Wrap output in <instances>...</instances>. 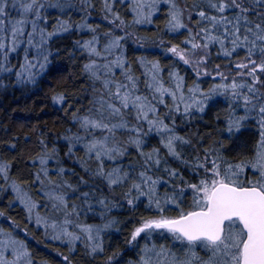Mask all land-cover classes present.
I'll return each mask as SVG.
<instances>
[{
	"label": "snow or ice",
	"instance_id": "6c2138e0",
	"mask_svg": "<svg viewBox=\"0 0 264 264\" xmlns=\"http://www.w3.org/2000/svg\"><path fill=\"white\" fill-rule=\"evenodd\" d=\"M82 2L90 5V0ZM131 2L135 24L152 23L151 17L158 10V4L166 3L170 5L169 30L176 32L188 29V25L183 22V10L178 7L176 0ZM112 3H115V0H104L105 10L112 13L114 19L111 23L115 24L120 20V16L112 12ZM205 3L216 14L210 15L203 10L197 13V23L201 26L196 36L201 37L204 42H196V36H193L185 41V44L191 45L190 51L179 46H171L168 51L184 64L196 69L199 76L200 69L207 64L211 55V46H218L220 51L217 54L229 58L233 53L239 54L238 50H243L244 59L235 63L234 67L247 69V72H240L239 75L250 77V81L238 83L233 79L230 84L217 85L208 93L198 88H190L187 89L189 93L198 92L202 99L196 96L186 98L183 77L179 73H171L175 78V85L166 88L158 78L159 64L151 62V83L145 85L150 91L145 95L139 92L137 82L130 73H125L126 82L117 81L114 79L115 73L111 64H104L101 70L95 60H90L84 65V70L93 80L100 81V88L95 89L96 95L93 97L92 107L88 109L89 115L74 117L79 123L78 133L74 137H66L75 144L82 145L88 159L95 160L96 169H84L90 176L103 179L109 188L127 185L130 190L124 195L129 205L143 197L149 202V208L155 205L163 212L162 198L156 193L157 185L166 182L158 176L153 178L156 171H163L168 177L182 181L183 177L177 170L167 166V159L160 156L159 149H153L151 152L143 150L141 131L145 123L150 131L163 137V147L169 156L188 164L178 151V146L189 145L191 141L176 133L174 115H182L187 121L192 118L193 112L204 111L205 102L211 99L213 93L227 92L231 95L235 107L244 110L242 116H236L234 110L229 113L227 132H239L243 122L248 119L257 122L259 139L251 158L232 163L217 155L215 150H205L204 155L197 156L190 165L192 171L200 176L198 182L186 183V186L179 188L173 186L174 194L163 198L164 204L176 205L178 214L174 217L161 215L159 218L143 219L140 225L134 228L129 243L136 241L142 233L150 234L155 230L170 234L173 241V248L164 245H153L151 248L146 246L140 264H264V0H205ZM73 7L74 0H0V74L12 71L4 62L8 61L12 53L20 50L24 51L25 64L18 82L22 84L30 81L34 75L31 70L37 67L43 69L48 62L50 53L46 47L47 41L55 35L71 30L68 20L59 19L57 27L51 32L47 31L45 13L49 9H57L61 14L67 15L66 10ZM14 15L19 18H13ZM204 21H207V25L203 24ZM123 26L124 22L121 21L118 27ZM78 27H89L91 32H96L95 28L85 24ZM104 35L110 36L111 33ZM124 39L123 35L111 39L105 51L111 54V49H120ZM98 42L99 37L94 35L92 40L76 43L90 55L101 57L102 53L93 46ZM21 45L25 47L22 49ZM32 48L36 51L35 56L30 59L28 51ZM111 63H114L116 68L124 69V63L119 58ZM216 67L219 69V65ZM26 72L29 75L26 76ZM203 74L211 75L207 71ZM217 75L228 79L223 72H217ZM165 95L170 98L171 105L164 99ZM53 99L55 103L64 101L63 95ZM158 105L164 106L167 115L161 114ZM130 120L136 123L132 124ZM81 132L83 135H80ZM117 133L127 136V140L119 139ZM128 146L133 147L142 159L138 164L129 165V170H125L119 166L118 161L131 155L127 151ZM72 152L73 148H69V153ZM105 160L115 163L112 171L105 169ZM39 163L45 165L47 160L41 157ZM9 169L10 165L0 163V173L6 174ZM57 171L62 173L64 169ZM35 175L37 181L43 183L41 176L47 177L48 173L42 169ZM0 178H6V175ZM133 179L137 182H132ZM49 183L53 187L46 193V197L52 201L53 212L61 213L63 220L60 222L59 218H56L49 224L38 216L37 225L43 223L45 227H51L55 232L52 239L64 238L66 243L73 246L83 239L91 242L87 245L91 252H102L99 234L110 228L111 223H105L103 227L81 225L76 219L81 215L76 206L72 205V210H68L70 197L65 189L82 200L83 210L86 211L92 210L88 201L95 197V193L80 192L65 181ZM80 184H87V181L80 178ZM13 187L18 193V200L31 214L36 207L35 202L26 193L20 194V188L15 185ZM185 191H189L192 196L191 207L187 210L180 207L184 203L180 197ZM96 202L106 209L109 207L105 199L96 197ZM68 225L79 229V232L69 231ZM10 243L16 259L8 261L0 258V264H18L20 259L26 257V264H32L30 254L22 241L12 240ZM174 248H178V253ZM111 259L112 257H109V261Z\"/></svg>",
	"mask_w": 264,
	"mask_h": 264
},
{
	"label": "trees",
	"instance_id": "16d2710c",
	"mask_svg": "<svg viewBox=\"0 0 264 264\" xmlns=\"http://www.w3.org/2000/svg\"><path fill=\"white\" fill-rule=\"evenodd\" d=\"M176 3L183 10V22L188 25V29L172 32L168 28L170 5L166 3L158 4V10L151 17L152 23L135 24L131 0H115L111 5L112 12L119 15L120 20L113 24L111 21L114 16L105 10L104 0H90V5L82 0H74V7L66 10L67 15L61 14L57 9H49L45 13L47 31H53L59 19L68 20L71 30L55 35L47 41L46 47L50 53L48 62L43 69L37 67L31 70L34 75L30 81L22 84L18 82L25 64L24 51L12 53L8 61L4 62L12 71L0 74V163L10 165V169L6 174L0 173V177L6 175V178H0V241L10 245L12 240L22 241L30 254L32 264H140L146 246L151 248L153 245H164L173 248L170 234L163 230H155L150 234L142 233L136 241L129 243L131 233L143 219L159 218L161 215L174 217L178 214L176 205L164 204L163 198L174 194L173 186L179 188L186 186V183L198 182L200 176L192 171L190 165L197 156L202 157L205 150H215L217 155L232 163L249 159L254 154L260 131L255 120L244 121L239 132L229 133L226 130L230 112L234 110L236 116L244 115V110L235 107L231 95L227 92L213 93L211 99L205 102L204 111L193 112L192 118L187 121L182 115H174L176 133L191 141L189 145L178 146V151L188 164L169 156L163 147V137L150 131L145 123L141 131L143 150L151 152L153 149H159L160 156L167 159V166L177 170L183 177V181L170 178L163 171L153 169L156 171L153 178L158 176L166 182L157 185L156 194L162 198L161 212L155 205L149 208V202L143 197L129 205L124 195L130 190L127 185L109 188L103 179L90 176L84 169H96L95 160L88 159L82 145L66 139L78 133L79 123L74 117L89 115L88 109L92 107L95 89L100 88V81L93 80L84 70V65L90 60H95L101 70L104 64H111L115 73L114 79L117 81H125V73H130L137 82L139 92L145 95L150 91L145 85L151 83V62L159 64L158 78L166 88L175 85V78L171 73H179L183 77L186 98L196 96L202 99L198 92L189 93L187 89L190 88H198L208 93L217 85L230 84L233 79L238 83L250 81V77L239 75L240 72H247V69L234 67L235 63L244 59L243 50H238L239 54L233 53L229 58L217 54L220 51L218 46H211V55L207 64L200 69L199 76L196 69L184 64L168 51L171 46L190 51L191 45L185 44V41L196 36L201 26L197 23L198 11L216 14L206 6L205 0H176ZM13 18L19 17L14 15ZM121 21L124 26L118 27ZM82 24L95 28L96 32H91L89 27H78ZM203 24L207 25V21ZM105 33L111 35L106 36ZM94 35L99 37V42L93 46L102 53L101 57L90 55L76 43L92 40ZM121 35L125 36L121 41V48L111 49V54L106 52L105 47L111 39ZM196 42L204 41L196 36ZM24 47L21 45L22 49ZM35 51V48L28 51L30 59L35 56ZM117 58L123 61V70L111 63ZM216 65H219V69ZM205 71L211 75H204ZM217 72H223L228 79H222ZM25 75L29 73L26 72ZM58 95H63V103L54 102L53 98ZM164 99L171 105L167 95ZM158 107L162 115H167L163 105ZM130 123L136 122L130 120ZM117 135L121 140L128 138L120 136L119 133ZM69 148H73L72 153H69ZM127 151L131 155L118 161L119 166L125 170H129V165L138 164L142 159L133 147L128 146ZM41 157L47 160V164L39 163ZM104 167L107 171H112L115 163L105 160ZM60 168H63L64 172L59 173L57 169ZM42 169H45L48 175L41 176L43 183H40L35 174L40 173ZM80 178L87 181V184H80ZM49 181H65L80 192L95 193V197L88 201L92 210L86 211L83 210L82 200L65 189L70 197L68 210H72V205L76 206V210L81 212L76 218L81 225L103 227L105 223H111L110 228L99 234L102 252H91L87 246L91 242L83 239L77 241L74 246L66 243L64 238L52 239L55 232L51 227H45L43 223L37 225L38 216L49 224L56 218H59L60 222L63 220L61 213L53 212L52 201L46 197V193L53 187ZM132 182L137 181L133 179ZM13 185L20 188V194L26 193L35 202L36 207L31 214L18 200V193ZM96 197L105 199L109 207L106 209L98 204ZM180 198L184 200L181 208L187 210L191 207L192 196L189 191H185ZM67 227L69 231L79 232V229L72 225ZM12 247L11 245L10 250ZM174 251L178 253V248H174ZM65 257L67 259H64ZM109 257H112L111 261ZM18 263L26 264V261L20 259Z\"/></svg>",
	"mask_w": 264,
	"mask_h": 264
},
{
	"label": "rangeland",
	"instance_id": "374dc122",
	"mask_svg": "<svg viewBox=\"0 0 264 264\" xmlns=\"http://www.w3.org/2000/svg\"><path fill=\"white\" fill-rule=\"evenodd\" d=\"M134 242V241H132ZM11 249V245L7 242H2L0 241V253H2V257L0 258H3L5 260H8V261H12V260H15L16 259V255L13 253V250H10ZM23 259V262L26 261L25 258H22ZM20 264V263H18Z\"/></svg>",
	"mask_w": 264,
	"mask_h": 264
}]
</instances>
